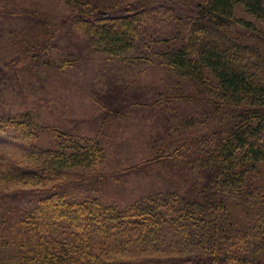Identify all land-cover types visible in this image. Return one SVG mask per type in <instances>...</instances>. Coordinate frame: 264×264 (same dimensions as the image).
<instances>
[{"label":"trees","instance_id":"16d2710c","mask_svg":"<svg viewBox=\"0 0 264 264\" xmlns=\"http://www.w3.org/2000/svg\"><path fill=\"white\" fill-rule=\"evenodd\" d=\"M58 1L57 25L92 51L131 66L155 58L166 88L191 91L167 93L177 111L166 107L163 133L103 173L120 148L105 137L53 128L42 138L39 109L74 63L52 56L60 29L0 2L10 21H0V135L21 145H0V264H264V0ZM184 159L187 178L161 171ZM154 166L161 186L125 191L128 173ZM89 175L103 182L82 190ZM108 177L120 185L104 188Z\"/></svg>","mask_w":264,"mask_h":264},{"label":"rangeland","instance_id":"374dc122","mask_svg":"<svg viewBox=\"0 0 264 264\" xmlns=\"http://www.w3.org/2000/svg\"><path fill=\"white\" fill-rule=\"evenodd\" d=\"M8 1H13L15 6L25 8L24 10L38 11L53 25L61 23L63 18L61 16L66 13L65 6L58 0H0L2 6H5ZM21 8L19 10L23 11ZM8 19L6 14L0 11L3 27L9 26ZM56 28L60 30L54 39L53 47L55 48L52 56L72 58L74 63L67 64L58 71L60 79L56 86V93L51 91V94L46 96L47 106L42 105L39 109L41 113L39 123L46 128L42 138L44 141L49 140L53 128L85 135H98L104 140L106 138L111 145L115 144L120 148L108 156L107 163L101 169L103 173L109 172L124 158L127 159L124 160L126 161L124 164H128L129 160L136 161L139 153L146 148L147 139L162 134L166 125L170 124L167 118L170 110H166V107L173 110L172 116L177 109L172 101L173 98H166L167 93L188 94L191 89H187V85L166 88L168 77L155 58L152 59V64L149 60L142 63L135 61L134 64L138 62V66H131L128 62L114 59L107 60L99 55L101 53L97 49L93 48L92 51L86 44V39L66 25L62 27L57 25ZM6 32L7 28L4 31L0 30V48L3 47V49L6 43L3 40ZM1 53V58L6 57L5 51ZM141 68L142 71L139 73ZM50 88L53 90V86ZM191 93L194 94V92ZM197 95L202 97L204 93L197 91ZM18 101L12 100L10 110H18ZM163 102L167 103L165 108L161 106ZM186 106L185 110L188 111L199 108L190 103ZM180 120L171 119V122L176 123ZM0 145L10 154H15L21 149L19 141H14L6 135H0ZM188 161L191 160H183L184 170L182 171L165 168L161 171L171 177L172 174L178 173L177 177L187 178L186 170L188 169L185 163ZM162 172L156 171L154 166L137 175L128 173L123 187L125 191L130 192L135 188H140V191L149 188L151 182H154L155 186H161L165 181ZM90 173L93 175V169L88 171V174ZM92 175H89L88 180L85 181V186L81 184L82 190L85 188L93 191V182H103L96 177L93 178ZM114 182V179L108 177L104 180L103 186L105 188L112 183L114 187L120 185L119 182ZM179 182L174 179V183Z\"/></svg>","mask_w":264,"mask_h":264}]
</instances>
